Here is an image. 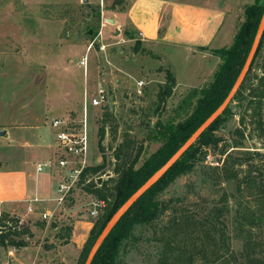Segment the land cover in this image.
<instances>
[{"label": "rangeland", "instance_id": "1", "mask_svg": "<svg viewBox=\"0 0 264 264\" xmlns=\"http://www.w3.org/2000/svg\"><path fill=\"white\" fill-rule=\"evenodd\" d=\"M206 1L209 4L225 5L228 0ZM254 1L232 0L223 28L207 40L209 46L201 50L203 53L196 50L194 52L190 46L187 48L167 44L155 45L158 58L172 64L177 83V90L167 98L164 109L159 111L160 109L156 110V91L159 84L157 81L147 83L141 95H136L135 91H132L135 90L136 80L140 78L135 71H130L129 75H126L128 86L125 82L116 81L120 78L118 74L120 58H129L127 59L129 68L137 71L141 66L144 67L143 58H150L147 59L149 66L160 64V60L154 59V55L144 49L141 50L140 44L135 48L134 41H119L113 35L101 36L103 0H0V125L27 123V126H24L28 128L26 132L29 136H26V140L32 146L39 144L47 147V150H52L55 146L54 129L49 127V119L63 113L76 120L81 119L85 101L89 140L88 164H100L103 162L102 156L106 157L104 168L97 173L98 178L104 180L112 176L110 162L113 161L115 148L125 137L134 140L132 154L141 146L136 163L138 167L164 144V138L153 137L156 121L170 120L173 124H177L184 120L185 112L183 110L176 112L174 109L192 89L197 88L199 96L200 88L206 87L212 80L220 61V59L216 60L218 56L214 55L212 50L232 43L236 30L244 22V6ZM257 2L262 6L263 12L264 0ZM105 3L106 0L104 5ZM208 16L209 22L210 17L213 16ZM208 34L201 33L198 42H204ZM102 38L113 45L102 48ZM118 47L123 51H118ZM82 58L86 59L85 64L80 63ZM110 65L111 70H109ZM263 70L264 34L255 54L252 72L261 75ZM154 71L159 73L162 67ZM96 72L101 79L107 75V72L110 74L109 81L100 85L107 92L109 100L99 107L91 104L92 97L97 95L99 89L94 81L97 79ZM180 90L186 91L179 93ZM49 100L51 105H56L55 110L45 109L44 102ZM106 109L113 113L117 132L115 139L110 143L109 128L106 129L102 141L104 151H101L98 147L96 131L104 120L103 114ZM231 110L232 116L221 127L210 131L221 138L218 145L206 146L202 152L203 155L210 153L212 160L221 162L226 157L225 153L240 158L242 165L239 170L250 169L255 187L251 190H240L236 179L217 183L204 178L205 175H215L212 170L206 168L208 164L205 163V159H201L193 171L178 177L160 196L165 200L179 198L180 200L173 202L172 205L175 204V208L190 210L195 214H202L210 208H221L224 211L225 216L222 217L229 249L219 251L217 255L220 258L224 256L230 259L228 263H222L221 259H218L213 264H243L241 251L249 238L259 242L256 249L257 256H264V155L250 159L251 157L247 158L244 153L246 150H260L264 153V139L261 142L254 137H248L242 140V146L233 147L234 142L239 140L235 128L238 127L242 107L237 102H233ZM262 117L264 123V99ZM43 121L45 124H41ZM33 124L41 126L40 139ZM23 141L24 138L20 139V137L12 139L0 137V151L4 155L0 178L12 170L10 167L16 166L15 159L9 156V146H20ZM222 150L224 154L221 153ZM55 158L56 156L52 160L54 161ZM37 159L33 157L31 161H27V167L33 173ZM45 161L46 159L39 160L41 163ZM39 174L45 178L42 183L48 191L40 196L41 199L36 197L38 201L32 202V206L44 204L45 208H52L56 202L55 198L58 197L56 183L59 178L47 167ZM242 175L243 171H240L238 180ZM34 176L35 174L32 180L35 179ZM258 187L263 188L262 196L257 193ZM224 194L227 195L226 199ZM93 198H95L93 195L82 190L79 185H75L58 205L53 217L28 219V232L25 234L27 238L18 235L14 240L19 244L5 248L2 246L0 264L3 259L8 260L9 251L14 255L20 253L18 256L29 255L38 264H61L59 247L63 238L57 236L60 225L53 227L51 224L54 220L71 222L78 218L89 210ZM101 209L100 213L103 212ZM166 220L167 218L162 216L152 227H137L132 238L122 246L120 252L122 264H165L161 257L162 243L159 236ZM43 222L44 225H41ZM21 240L26 244L21 245ZM20 251L24 253L21 254ZM70 256L76 260L78 254ZM182 258V261H187L185 256ZM12 263L9 260L7 264ZM194 264L207 263L197 259Z\"/></svg>", "mask_w": 264, "mask_h": 264}, {"label": "trees", "instance_id": "2", "mask_svg": "<svg viewBox=\"0 0 264 264\" xmlns=\"http://www.w3.org/2000/svg\"><path fill=\"white\" fill-rule=\"evenodd\" d=\"M261 12L262 6L258 4L257 0L244 6V22L236 30L232 43L229 46L212 50L213 54L220 59L212 80L206 87L200 88L199 96L197 95L198 89L194 88L180 100L174 109L176 112L180 110L185 112V118L180 123L173 124L170 120L162 122L160 119L156 121L153 137L164 138V144L145 159L140 166L136 167V163L140 156L141 146L132 154L134 140L125 137L115 148L113 161L110 162L112 176L101 180V182L96 180L97 173L104 168L105 156H102V163L87 165L83 168L77 185L95 198L103 200L104 206L102 207L103 212L93 220V226L84 246L78 253L75 264L84 263L95 238L114 211L174 153L226 97L247 56ZM129 37L133 38V35L130 34ZM138 45L139 42L135 41L134 47L138 48ZM197 48L199 50L207 49L206 46ZM254 62L255 57L241 85L222 114L212 122L166 173L130 206L105 238L91 264H122L120 259L122 246L132 238L134 230L137 227H152L162 216L167 218L159 236L162 243L161 257L165 264H194L197 259H202L207 264H213L218 259H221L222 263L229 262V257L220 258L217 255L219 251H228L229 249L223 219L225 213L221 208H210L202 214H195L190 210L175 208L176 205H172V203L179 201V198L165 200L160 196L172 182L181 175L193 171L196 164L204 159L205 153L203 155L202 152L204 147L218 145L221 138L210 131L221 127L232 116L231 104L233 102H237L242 107L239 124L235 128L239 140L234 142L233 147L242 146V140L248 137H254L263 142L264 70L261 75L254 74L252 72ZM175 84L174 73L170 69H166L165 81L159 86L156 93V110L164 109L166 100L173 93ZM103 115L104 120L96 131L98 147L101 151H104L102 141L106 129L109 128L110 143H112V139H115L117 132V124L112 111L106 109ZM221 153L224 154V150ZM244 153L247 158L251 157L250 159L264 155L260 150H246ZM225 156L221 165H207L206 168L212 170L215 176L205 175L203 177L217 183L236 179L240 190H251L255 187L250 169L239 170L242 160L231 156L230 153H225ZM217 169L220 171H216ZM240 171H243V175L238 180ZM257 193L262 196L263 188L258 187ZM223 196L226 199L227 195ZM3 216L7 217L8 214L3 213ZM73 220L71 222L55 220L52 222L53 227L60 225L57 236L63 238L61 243L68 241ZM41 225H44V222ZM12 226L13 229L7 228L0 233V244L4 248L19 244L15 242L14 238L18 235L24 237L28 232L24 228H17L15 224ZM20 244L25 245L26 242L21 240ZM258 245L259 242L253 239L247 240L241 251L243 264H264V256H257L256 253ZM183 256L186 257V262L182 261ZM209 257L213 258L209 259Z\"/></svg>", "mask_w": 264, "mask_h": 264}, {"label": "crops", "instance_id": "3", "mask_svg": "<svg viewBox=\"0 0 264 264\" xmlns=\"http://www.w3.org/2000/svg\"><path fill=\"white\" fill-rule=\"evenodd\" d=\"M231 2L232 0H228L225 2V5L223 3L218 5V3L209 4L206 0H106L104 5L103 0L100 27L101 36L108 37L109 35H113L115 38H118L119 41H134V43L138 41L141 50L144 49L149 52V54L154 55V59L160 60V64L149 66L147 64V59L150 58H143L144 67L141 66L139 71H137L129 68V61L127 62L129 58H120V66L118 68L120 78L116 81L125 82L127 84L126 75H129L130 71H135V73H138L140 76L135 82V90H132L135 91L136 95H141L142 93L138 94L136 91L141 88L143 92V87L152 81H157V83H159L157 85L159 89V86L165 81V70L170 69L174 73V69L171 63L162 60V58H158L159 55L156 54L155 45L167 44L174 47L185 46L187 48L190 46L191 50L194 52L195 50L202 52L198 50L197 47L209 46L206 43L207 40L213 35H216L217 32L223 28L225 16L230 11ZM92 9L95 8L92 7ZM208 15L213 16L210 17L209 22L207 21L209 19ZM201 33H209L204 42H198V38L202 36ZM130 34L133 35V38L129 37ZM101 40L102 48L113 45L103 40V38ZM104 41L106 43H104ZM89 45L90 44H88V46ZM110 49L111 51L113 50L112 47ZM118 51L123 50L121 47H118ZM216 60H219V57L216 58ZM160 67H162V71L155 73L154 70ZM109 70H111V65L109 66ZM98 76V72H96L97 79L94 81L100 88L101 83L109 81L110 74L107 72V75L102 79ZM103 79L105 81H103ZM138 81H143L141 87L138 85ZM158 89L156 92H158ZM176 90L177 83L173 88V92ZM183 91L186 90H180L179 93ZM44 105L46 110H49V108L55 110L57 108L56 105H51V100L45 101ZM63 116H65L64 113L60 116L51 117L48 121L49 127L52 128L50 125L52 119ZM41 124H45V122L43 121ZM33 125H35V129L38 131V139H40L42 136L39 130L41 126L40 124ZM24 126H27V123L19 125H0V131L4 130V134L0 135V137L3 136L9 139L18 137H20V139L24 138L22 145L9 146V156L15 159L16 166L10 167L12 170L8 171L7 175L3 176V178H0V210L5 214L21 217L23 219L21 228L28 231V219L34 217L41 218V214L53 212L58 207L56 202L52 208H45L44 204H35V207L32 206L33 212L27 213V200L34 197L41 199L40 196L48 191V189L44 188L42 183L45 178L41 176L36 169L34 173L29 170L27 167L28 162L31 161L33 157L38 158L36 166L41 163L39 162L40 159L52 161L56 156L57 149L56 146H54L52 150H47V147L45 148L39 144L32 146V144L26 140V136L29 135L26 132L28 128ZM43 148H45V150ZM32 154L35 156H31ZM3 160L4 155L0 151V168ZM33 174H35L34 180L31 179ZM92 226L93 219L88 212L79 215L78 218L73 220L68 241L61 243L59 247L61 264H75L76 260L70 255H77L79 253L88 238ZM0 251L2 252L1 244ZM20 252L21 254L24 253L23 251ZM18 254L20 253L14 255L9 251L8 256L10 258V256L13 255L12 258H8L7 261L3 259L2 264H7L9 260L13 262L12 264H38L29 255L28 257H24L22 256L23 254L21 256H18Z\"/></svg>", "mask_w": 264, "mask_h": 264}, {"label": "built area", "instance_id": "4", "mask_svg": "<svg viewBox=\"0 0 264 264\" xmlns=\"http://www.w3.org/2000/svg\"><path fill=\"white\" fill-rule=\"evenodd\" d=\"M86 59L82 58L80 63L85 64ZM141 87L143 81H138ZM138 94L142 93L141 88L136 91ZM109 96L104 88L97 90V95L92 97L91 104L93 106H102L107 103ZM51 127L54 129V142L57 149L55 160L39 163L36 166V171L41 172L45 167L50 169L54 176H58L57 193L58 197L55 198L56 203L59 205L68 192L77 185L79 175L83 168L88 164V123H87V104L84 101L83 113L81 119H75L70 116L54 118L50 122ZM205 163L211 166L221 165L220 160H212L210 153H205ZM97 182L99 178L96 177ZM38 201L36 197L28 199L27 213L33 212L32 202ZM90 208L87 211L90 217L94 220L100 214V209L104 206V201L93 198L90 202ZM55 211L50 213L41 214V219L53 217ZM23 219L16 215L3 216L0 210V233L7 228L13 229V224L17 228H21ZM15 222V223H14Z\"/></svg>", "mask_w": 264, "mask_h": 264}, {"label": "water", "instance_id": "5", "mask_svg": "<svg viewBox=\"0 0 264 264\" xmlns=\"http://www.w3.org/2000/svg\"><path fill=\"white\" fill-rule=\"evenodd\" d=\"M86 1V0H83ZM264 34V9L259 20L256 32L254 34L251 46L247 53V56L243 62V65L231 86L226 97L220 103V105L189 135V137L174 151L173 154L157 169L155 170L110 216L108 221L103 226L102 230L95 238L93 244L91 245L87 256L83 264H91L94 256L96 255L99 247L108 236L110 231L124 215V213L130 208V206L144 193L146 192L153 184H155L165 173L166 171L182 156V154L197 140V138L219 117L224 109L228 106L232 100L234 94L241 85L245 75L247 74L251 63L255 57V54L258 50L260 41ZM4 134V130L0 131V135ZM101 181V178H99Z\"/></svg>", "mask_w": 264, "mask_h": 264}]
</instances>
